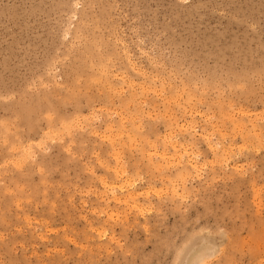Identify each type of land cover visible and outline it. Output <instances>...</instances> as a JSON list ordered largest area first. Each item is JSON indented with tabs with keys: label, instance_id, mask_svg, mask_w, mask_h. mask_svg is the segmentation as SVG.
<instances>
[{
	"label": "rangeland",
	"instance_id": "obj_1",
	"mask_svg": "<svg viewBox=\"0 0 264 264\" xmlns=\"http://www.w3.org/2000/svg\"><path fill=\"white\" fill-rule=\"evenodd\" d=\"M0 264H264V0H0Z\"/></svg>",
	"mask_w": 264,
	"mask_h": 264
},
{
	"label": "bare ground",
	"instance_id": "obj_2",
	"mask_svg": "<svg viewBox=\"0 0 264 264\" xmlns=\"http://www.w3.org/2000/svg\"><path fill=\"white\" fill-rule=\"evenodd\" d=\"M207 248V247H206Z\"/></svg>",
	"mask_w": 264,
	"mask_h": 264
}]
</instances>
